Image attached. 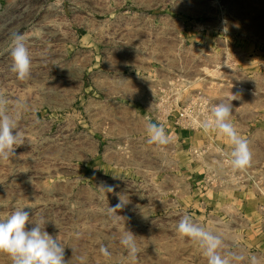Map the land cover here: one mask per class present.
Instances as JSON below:
<instances>
[{
	"label": "rangeland",
	"instance_id": "obj_1",
	"mask_svg": "<svg viewBox=\"0 0 264 264\" xmlns=\"http://www.w3.org/2000/svg\"><path fill=\"white\" fill-rule=\"evenodd\" d=\"M18 33L26 81L11 71ZM0 94L23 140L0 160V218L44 217L66 264H208L176 231L185 215L244 257L232 264H264V0H0ZM233 95L252 153L236 171L227 138L201 128ZM148 122L170 143L149 144Z\"/></svg>",
	"mask_w": 264,
	"mask_h": 264
},
{
	"label": "clouds",
	"instance_id": "obj_2",
	"mask_svg": "<svg viewBox=\"0 0 264 264\" xmlns=\"http://www.w3.org/2000/svg\"><path fill=\"white\" fill-rule=\"evenodd\" d=\"M10 54L13 60L11 71L16 73L20 81H26L31 74V58L23 34L18 33L14 36ZM233 100L234 95L230 102L212 106L210 116L202 122L201 128L205 133L215 131L227 138L231 146L228 163L233 171H236L250 166L252 153L248 141L242 138L230 122ZM6 106L7 99L0 94V160L4 161L14 156L15 148L23 144L15 120L6 114ZM145 128L149 144L162 146L170 143V137L162 124L148 122ZM107 191H113L112 187L109 186ZM120 201L114 207H109L110 214L123 207L125 202L121 198ZM25 207H18L7 217L0 218V253L7 254L12 264H66L64 245L58 238L54 239L45 231L47 220L41 217L39 221L31 222L29 212L24 210ZM29 223L34 225L30 229L26 227ZM176 231L180 237H187L199 244L208 259V264H232L233 261L239 262L244 259L235 253L221 255L220 237L198 225L188 215L179 220ZM120 243L135 260L138 254L135 236L131 232L125 233ZM99 251L104 257L111 256L107 246H101ZM78 259L83 264L84 257L80 256ZM250 261L251 264H257L255 256H252Z\"/></svg>",
	"mask_w": 264,
	"mask_h": 264
}]
</instances>
